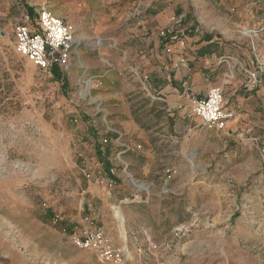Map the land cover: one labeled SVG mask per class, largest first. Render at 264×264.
Returning <instances> with one entry per match:
<instances>
[{
  "label": "rangeland",
  "instance_id": "374dc122",
  "mask_svg": "<svg viewBox=\"0 0 264 264\" xmlns=\"http://www.w3.org/2000/svg\"><path fill=\"white\" fill-rule=\"evenodd\" d=\"M43 1L85 41L59 72L15 46ZM99 4L77 19L103 31H79L63 0H0V264H264V0H122L113 17ZM209 36L247 84L221 87V130L188 98L168 109L141 70Z\"/></svg>",
  "mask_w": 264,
  "mask_h": 264
},
{
  "label": "crops",
  "instance_id": "0c3cea01",
  "mask_svg": "<svg viewBox=\"0 0 264 264\" xmlns=\"http://www.w3.org/2000/svg\"><path fill=\"white\" fill-rule=\"evenodd\" d=\"M99 1L100 7L104 8V14L109 17L123 16L125 8L121 5L122 0ZM92 2L93 0H63L65 8L68 10L69 21L75 24L79 31H85V29L103 31V26L96 25L94 22L86 24L83 21L79 22L77 19L84 14V9H90ZM41 3L38 10L42 7L51 9L45 1ZM33 5L35 3L33 4L32 2L31 10L37 12V7ZM146 23L147 27L151 28L154 21H148L147 19ZM132 29L135 32H141V34L147 32L146 26H143L142 29ZM76 35L78 36L77 33ZM79 39L82 40V43L85 42L84 38L81 37ZM189 39L176 42L174 45L168 44V48L162 53V56L157 51L155 55L161 59V63L158 66L149 63L150 60L147 57H144L141 61L143 76L148 77L154 86L157 87L159 90L158 94L161 95L160 99L166 102L168 109L183 107L187 98L191 101L192 97L195 96L205 97L208 90L213 86L222 87L225 92H229L228 94H231L229 98L236 96L237 91L242 86H247L245 84L246 80L240 74L242 67L237 64L240 63L242 65V62L234 58L237 56H232L227 60L225 59L227 55L217 56L214 49L210 46L213 43L210 36L205 41L195 37H189ZM143 43L146 47L150 45L149 39H145ZM155 45L158 47L160 43L156 41ZM147 56H149V53H147ZM237 99L242 103L240 96ZM225 109L234 112L232 108L225 107ZM129 125L132 128L135 127L134 122Z\"/></svg>",
  "mask_w": 264,
  "mask_h": 264
},
{
  "label": "built area",
  "instance_id": "2783aa9c",
  "mask_svg": "<svg viewBox=\"0 0 264 264\" xmlns=\"http://www.w3.org/2000/svg\"><path fill=\"white\" fill-rule=\"evenodd\" d=\"M15 46L18 53L26 57L35 66L51 70L67 69L72 65L73 57H80L82 40L77 38L73 27L46 7L35 14L24 11L16 20ZM89 88L97 83V77L91 76L84 81ZM224 96L219 86L211 87L205 97H192L191 108L209 127L224 129L234 117L233 112L225 109Z\"/></svg>",
  "mask_w": 264,
  "mask_h": 264
},
{
  "label": "bare ground",
  "instance_id": "6f19581e",
  "mask_svg": "<svg viewBox=\"0 0 264 264\" xmlns=\"http://www.w3.org/2000/svg\"><path fill=\"white\" fill-rule=\"evenodd\" d=\"M249 32V31H248ZM193 159L195 158V155H193L192 157ZM144 187V186H143ZM117 218L119 219V222H120V225H121V228L123 227L124 228V221H125V218H124V214L122 211H117ZM123 237L125 238V233H124V230H123Z\"/></svg>",
  "mask_w": 264,
  "mask_h": 264
},
{
  "label": "trees",
  "instance_id": "16d2710c",
  "mask_svg": "<svg viewBox=\"0 0 264 264\" xmlns=\"http://www.w3.org/2000/svg\"><path fill=\"white\" fill-rule=\"evenodd\" d=\"M29 11H30L31 14H34V11L31 10V8L29 9ZM55 71H56V72H59V68H55Z\"/></svg>",
  "mask_w": 264,
  "mask_h": 264
}]
</instances>
